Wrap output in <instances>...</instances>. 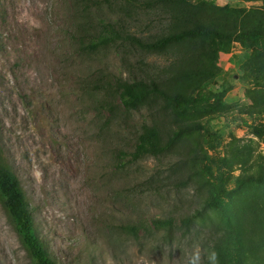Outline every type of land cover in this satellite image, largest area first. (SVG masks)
Returning a JSON list of instances; mask_svg holds the SVG:
<instances>
[{
	"label": "rangeland",
	"instance_id": "374dc122",
	"mask_svg": "<svg viewBox=\"0 0 264 264\" xmlns=\"http://www.w3.org/2000/svg\"><path fill=\"white\" fill-rule=\"evenodd\" d=\"M95 2L0 0V162L46 253L57 264H264V180L246 181L264 176V43L87 47L103 19L142 40L195 21L264 29V0ZM154 75L197 101L182 115L152 94L125 108L119 80L143 91ZM194 124L165 152L132 159L147 128L165 146ZM0 264H36L1 202Z\"/></svg>",
	"mask_w": 264,
	"mask_h": 264
},
{
	"label": "trees",
	"instance_id": "16d2710c",
	"mask_svg": "<svg viewBox=\"0 0 264 264\" xmlns=\"http://www.w3.org/2000/svg\"><path fill=\"white\" fill-rule=\"evenodd\" d=\"M88 1V0H86ZM95 5L100 4H115L121 9H128V5H133L131 0H95ZM139 1V0H134ZM86 10L91 7L88 3L84 4ZM124 20L121 18L116 19H103L99 23V28L94 29L96 33L95 37L90 39L88 42V48L90 50L96 49L102 44H109L117 39L122 38V40H128L132 44L138 45L141 48H145L149 51H157L164 48L166 45H172L176 43H181L187 39H197V38H208V40H218L223 44L228 45L232 40H238L240 42L249 40L254 43H264V29L263 28H247L237 34H230L227 32H222L219 29L211 28L207 23L201 21H195L193 25L189 27H184L179 31H172L168 34L165 33L155 39L145 40L137 37L126 31L124 28H120V25ZM264 81V76L262 77ZM119 94L124 107L127 109H132L138 106L140 101L148 94H152L155 97L164 98L170 104L171 110L174 114L182 115L187 111L195 101L196 97L183 95L178 92H167L165 88L158 82L157 77L154 75L149 79V88L145 90L137 89L134 83L119 80ZM231 88L230 84H227L220 92L223 96L226 91ZM201 125H187L183 128L177 130L170 142L167 145L159 144L153 135L151 129H146L140 135V141L136 146V149L131 152L132 159H136L142 156L144 153H151L157 155L158 153L165 152L171 147L174 141L180 137L184 132L193 130L195 128H201ZM257 130L256 128H253ZM264 180V176H259L258 178L249 176L246 181H256ZM224 192H230L226 188L218 189L215 194L209 199V204L214 203L216 197ZM0 202L2 203L4 209L13 222L15 227L21 236L22 242L25 245L27 251L33 258L36 264H57L52 258L48 256L46 250L44 249L42 242L40 241L35 228H34V217L28 207V202L21 186L19 178L6 166L0 162ZM155 225L157 227H164L167 230L172 228L173 222L170 219L155 218ZM182 223L185 224V231L191 229L193 224V217L186 215L182 219Z\"/></svg>",
	"mask_w": 264,
	"mask_h": 264
}]
</instances>
